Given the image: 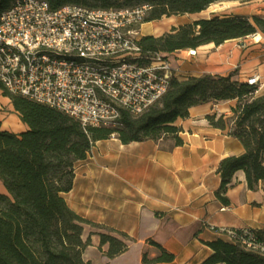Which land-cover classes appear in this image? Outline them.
<instances>
[{"label": "trees", "instance_id": "obj_1", "mask_svg": "<svg viewBox=\"0 0 264 264\" xmlns=\"http://www.w3.org/2000/svg\"><path fill=\"white\" fill-rule=\"evenodd\" d=\"M15 0H0V15ZM53 10L68 5L95 9L150 7L144 23L164 17L196 15L211 6L250 0H46ZM264 32V21L243 16H213L173 28L160 37L142 39L145 51L174 53L227 41L244 39ZM228 76L204 75L173 80L165 96L140 116L122 113L119 128H84L78 121L55 109L12 95L0 82V93L8 97L21 121L29 127L15 134L2 130L0 122V181L8 195L0 194V264H92L83 259L91 239L83 240L86 225L104 230L100 250L114 259L129 249L128 236L114 229L92 223L72 211L63 198L74 187V168L84 161L99 141L117 137L123 144L170 138L176 146L183 141L178 120L190 116V109L206 103L236 101L231 115L207 117L209 124L238 139L245 152L220 162L222 181L216 197L229 204L228 187L236 172L246 175L248 188L256 191L264 180V93L258 87ZM233 123L234 127L229 128ZM264 241V230L251 229ZM117 234L119 237L114 236ZM156 259L143 256V264L172 263L175 256L160 245ZM212 255L202 264H264V258L246 251L239 244L218 239L206 244Z\"/></svg>", "mask_w": 264, "mask_h": 264}, {"label": "crops", "instance_id": "obj_2", "mask_svg": "<svg viewBox=\"0 0 264 264\" xmlns=\"http://www.w3.org/2000/svg\"><path fill=\"white\" fill-rule=\"evenodd\" d=\"M229 4L224 16H243L251 21H264V0L220 3ZM215 6V5H213ZM212 7V6H211ZM145 23L142 32L148 24ZM257 35L261 40L257 41ZM143 36H154L153 30ZM198 56L186 59L182 52L171 53L172 65L185 80L204 75L228 76L245 82L254 74L264 81V32L244 39L230 40L217 47L208 44L197 48ZM264 93V88L257 94ZM236 101L206 103L190 109V116L178 120L183 141L176 146L170 138L123 144L117 137L97 142L88 158L75 165L74 187L63 194L69 208L82 218L114 229L128 236L126 253L109 259L108 245L101 250L100 233L92 226L84 227L83 240L91 239L83 259L92 264H143V256L156 259L161 255L155 242L175 256L172 263L202 264L212 255L206 245L223 239L214 229L249 228L264 230V180L259 188H248L246 175L238 171L228 187L229 204H223L216 192L221 186L220 162L240 156L245 150L241 142L227 131L212 127L207 117L231 115ZM8 120L0 114L2 130L19 134L29 130L13 105ZM0 194L8 195L0 181ZM223 208H226L223 210ZM119 237V236H118ZM120 238V237H119Z\"/></svg>", "mask_w": 264, "mask_h": 264}, {"label": "built area", "instance_id": "obj_3", "mask_svg": "<svg viewBox=\"0 0 264 264\" xmlns=\"http://www.w3.org/2000/svg\"><path fill=\"white\" fill-rule=\"evenodd\" d=\"M149 10L76 5L53 10L46 0H15L0 15V82L12 95L64 113L84 128H119L123 112L142 115L173 80H182L171 53L142 46ZM177 52L179 59L198 56L197 49ZM245 83L264 88L257 74ZM214 230L264 258V241L251 229Z\"/></svg>", "mask_w": 264, "mask_h": 264}, {"label": "rangeland", "instance_id": "obj_4", "mask_svg": "<svg viewBox=\"0 0 264 264\" xmlns=\"http://www.w3.org/2000/svg\"><path fill=\"white\" fill-rule=\"evenodd\" d=\"M229 4H223V5H217V11L216 12H210V13H200L196 15H184V16H174V17H164L159 21H156L152 27H146V30L143 32H149L151 30H155V35H159L162 33V36L166 33H170L173 28H178L181 25L186 24H192L195 21H198L200 19H209L213 16H223L228 15L230 13L231 9L228 6ZM263 94V93H261ZM261 94H255L256 96H259ZM11 100L8 97H4L2 93H0V114L4 118V122L8 120V127L9 129H13L15 126V123L13 121H10V107H11ZM4 127V126H3ZM2 127V128H3ZM234 127L233 123L229 124V128L232 129ZM6 128V127H5ZM93 230H100L98 228L92 227ZM101 231V230H100ZM114 236L118 237L117 234H113ZM86 241V240H85Z\"/></svg>", "mask_w": 264, "mask_h": 264}, {"label": "bare ground", "instance_id": "obj_5", "mask_svg": "<svg viewBox=\"0 0 264 264\" xmlns=\"http://www.w3.org/2000/svg\"><path fill=\"white\" fill-rule=\"evenodd\" d=\"M217 5H215V6H212V7H210L207 11H205V12H203V13H210V12H216L217 11ZM146 27H152V25L151 24H148V25H146L145 26V28ZM154 32H155V30H154ZM257 41H260L261 40V36L260 35H257L256 36V38H255ZM8 124L7 123H5L4 124V127H6Z\"/></svg>", "mask_w": 264, "mask_h": 264}]
</instances>
